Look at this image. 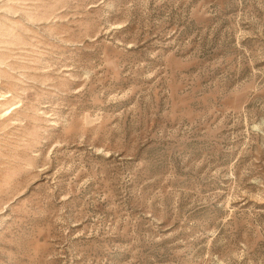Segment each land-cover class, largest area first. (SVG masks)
<instances>
[{"label":"rangeland","instance_id":"374dc122","mask_svg":"<svg viewBox=\"0 0 264 264\" xmlns=\"http://www.w3.org/2000/svg\"><path fill=\"white\" fill-rule=\"evenodd\" d=\"M0 264H264V0H0Z\"/></svg>","mask_w":264,"mask_h":264}]
</instances>
